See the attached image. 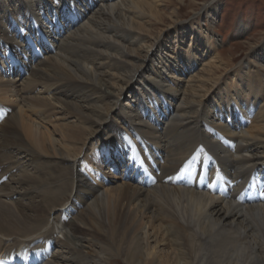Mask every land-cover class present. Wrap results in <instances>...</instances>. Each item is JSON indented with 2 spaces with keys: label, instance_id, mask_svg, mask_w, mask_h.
<instances>
[{
  "label": "bare ground",
  "instance_id": "1",
  "mask_svg": "<svg viewBox=\"0 0 264 264\" xmlns=\"http://www.w3.org/2000/svg\"><path fill=\"white\" fill-rule=\"evenodd\" d=\"M161 4L0 0V49L24 71L12 69L20 82L0 71V258L52 239L70 258L53 250L45 264H264L261 62L235 65L195 28L199 13L159 29ZM27 43L43 56L21 60ZM98 153L120 168L118 184L104 185ZM12 157L34 172L7 181ZM244 190L263 197L241 202ZM52 214L65 218L61 240L45 229Z\"/></svg>",
  "mask_w": 264,
  "mask_h": 264
},
{
  "label": "rangeland",
  "instance_id": "2",
  "mask_svg": "<svg viewBox=\"0 0 264 264\" xmlns=\"http://www.w3.org/2000/svg\"><path fill=\"white\" fill-rule=\"evenodd\" d=\"M168 5V7H165L160 5L158 10L162 11V15L164 18V24L161 23L158 28H166L167 26H170L171 24L179 23L182 26H187L185 23H188L191 21V18L195 16L196 14H200L198 20L199 23H197L196 19H193L192 22L195 28L200 24L201 28L205 31H209V34L212 35L214 38L216 45L218 47V51L220 53H223V55H227L234 60V64L238 65L239 63L243 62L246 63L252 59V61H255V63H260L261 66H259L261 73L264 74V0H164V3ZM206 3V4H205ZM205 4V5H204ZM175 11L177 13L176 18H171V11ZM175 18V19H174ZM177 19V20H176ZM173 20V21H172ZM176 20V22H174ZM172 21V22H171ZM1 51V49H0ZM4 53V52H3ZM3 67V68H2ZM2 69H7L4 67L3 62L0 60V71ZM13 72V71H12ZM2 77L4 80H11L13 77L17 76V81L20 82L23 75L19 76L16 74V71L13 73H6L1 71ZM37 92L42 89L41 87H37ZM43 94V93H42ZM28 94H24V96H27ZM26 103V102H22ZM54 110V111H53ZM51 112H53V115L50 117V120L56 119L54 118V115L57 116V108L52 109ZM59 117V116H57ZM71 117L70 115L68 116ZM73 120V118H71ZM68 119H62L55 121L56 123H62L67 122ZM210 122L214 121L213 119L208 120ZM49 125H53L49 123ZM106 137H103L101 141L95 142L96 146L93 147V149L99 148L97 144H102V141ZM92 142H88V144L84 147L87 154L90 146L94 145L91 144ZM98 149H95L97 151ZM9 152V150H8ZM94 153V152H93ZM99 155H102V153H98ZM15 155H19L18 153H15ZM85 156V155H84ZM105 156V155H104ZM99 157V156H98ZM108 160L106 157L103 160ZM10 162L13 163L12 167H9V170L14 172V174L7 179L9 181L12 177L18 176L19 173H21L24 169H27L28 172L32 173L34 172L33 169H31L32 166L26 168V164L33 163V161H22V160H14V157H12ZM103 163V162H102ZM22 164V165H21ZM104 164V163H103ZM21 165V169H18ZM108 166V167H107ZM107 166L104 165L99 168V171L103 173V175L108 178V182L104 180V185L108 183L107 185H116L120 181L121 172L119 174L112 172V170L109 169V167L113 166L116 169H120L118 165L112 164V161H110ZM87 174V173H86ZM90 180L93 181V179L88 175ZM25 192H15L14 198H18L19 195H21L25 200ZM1 199V198H0ZM23 200V201H24ZM70 206H65L62 210L65 212L67 208ZM58 213V212H57ZM50 223L45 228L46 230H50L53 232V227L55 226V223L63 225V218L61 215L58 216L57 214H52L49 216ZM61 218V220H60ZM65 226V225H64ZM60 227V225H59ZM67 228H64L65 233ZM56 233V234H55ZM54 235H58V239H63V234H57V231L55 230ZM69 235L68 233H66ZM42 235V233L40 234ZM55 241V240H54ZM12 240L8 241V247L13 244ZM41 241H36L34 244L36 247H38L39 243ZM56 242V241H55ZM74 242H76V239H74ZM44 245L45 243L42 242ZM57 243L54 252H56V255H63L67 256V258H70V254L67 253V250L63 249L62 245ZM15 244H19L20 247L24 246V243L17 242ZM153 247L155 246L154 243L151 244ZM163 249L166 253L169 252L166 247L158 246V250ZM87 251V250H85ZM161 251V250H160ZM50 258V257H49ZM48 261L45 260L43 264H45ZM116 261V262H115ZM85 264H94L91 257L88 261L84 262ZM110 264H118L117 259H111Z\"/></svg>",
  "mask_w": 264,
  "mask_h": 264
}]
</instances>
